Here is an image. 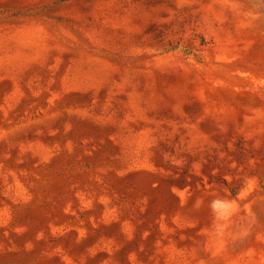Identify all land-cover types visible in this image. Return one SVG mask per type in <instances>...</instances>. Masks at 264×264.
<instances>
[{
    "label": "rangeland",
    "instance_id": "rangeland-1",
    "mask_svg": "<svg viewBox=\"0 0 264 264\" xmlns=\"http://www.w3.org/2000/svg\"><path fill=\"white\" fill-rule=\"evenodd\" d=\"M0 264H264V0H0Z\"/></svg>",
    "mask_w": 264,
    "mask_h": 264
}]
</instances>
